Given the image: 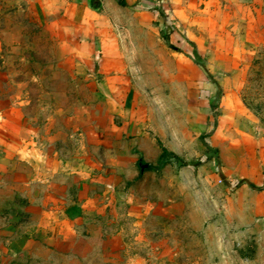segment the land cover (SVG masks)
Wrapping results in <instances>:
<instances>
[{
    "label": "rangeland",
    "instance_id": "1",
    "mask_svg": "<svg viewBox=\"0 0 264 264\" xmlns=\"http://www.w3.org/2000/svg\"><path fill=\"white\" fill-rule=\"evenodd\" d=\"M102 1L98 11H103ZM19 3L0 0V95L12 102L26 100L34 118L42 124L49 122L55 133L64 127L72 137L76 127L83 136H91L89 130L99 124L96 120L104 125L108 119H98V114L110 109L105 96L108 85L104 84L110 81H105L110 73L82 67L73 62L72 55L54 53V38L43 31L40 7L35 9L27 0ZM35 12L41 21L33 20ZM111 13L123 22L120 29H127L131 56L125 69L113 73L116 89L125 91L133 83L136 104L144 106L139 121L158 148L160 139L164 145L180 143L191 151V141L198 137V131L190 133L197 103L183 92L184 86L172 93L170 86L159 84L160 76L178 73L169 63L167 69L160 70L157 64L144 60L142 48L148 37L144 36L143 20L138 21L127 8ZM59 39L55 37L56 44ZM235 47V67L223 70L230 79L228 84H219V91L233 93L250 117L243 114L238 121L222 123L220 111L215 110L209 122L211 131L199 136L202 143L219 132L220 140L228 145L224 161L220 150L212 147L209 154L214 162L204 170L182 166L175 159L158 171L142 170L139 158L145 164L150 157L132 149L134 161H130V153L123 155L122 161L134 179L128 185L125 180L124 185L134 190L136 204L147 208L144 215L133 217L123 211L116 217L86 216L60 227L51 240L10 253L3 264H264V213L255 212V192L247 186L232 193L220 176L223 169L231 181L244 176L241 170L250 165L243 159L242 136L264 131V42L247 41ZM79 112L84 115L80 121L73 115ZM109 119L120 124L118 116ZM81 146L82 154L101 155V149L88 143ZM124 146L117 150L126 151Z\"/></svg>",
    "mask_w": 264,
    "mask_h": 264
},
{
    "label": "crops",
    "instance_id": "2",
    "mask_svg": "<svg viewBox=\"0 0 264 264\" xmlns=\"http://www.w3.org/2000/svg\"><path fill=\"white\" fill-rule=\"evenodd\" d=\"M14 1L18 6L23 0ZM27 1L35 9L40 7L45 23L43 31L54 38L51 48L54 53L72 55L73 62L82 67H97L110 73L111 77H105L106 82L110 81L104 83L108 85L105 96L110 109L98 114V119L102 116L108 119L104 125L102 120H96L99 124L89 130L91 136H83L75 127L73 135H76L71 137L64 127L55 133L49 122H38L26 100L12 102L0 95V264L10 253L51 240L60 227L86 216L116 217L127 211L137 217L147 212L144 204H136L134 190L124 185L125 180L128 185L134 178L126 173L123 155L130 153L133 162L136 153L132 149H138L150 157L146 164L156 165L161 148L148 138L143 121H139L144 117L140 110L144 106L136 104L133 83L125 91L116 89L113 73L125 69L131 56L128 33L124 31L127 29H120L123 22L114 18L111 10L127 8L138 21L143 20L144 36L148 37L142 48L144 60L157 64L160 70L167 69L169 63L178 73L175 77L160 76L159 84L170 86L172 93L184 86L183 92L199 107L191 124L190 133L198 131V137L191 141V151L183 149L180 143L175 147L165 145L186 162L211 155L212 147L220 150L222 161L226 158L228 145L220 140L219 132L202 143L199 136L211 131L209 122L215 110L220 111L222 123L238 121L243 114L250 117L233 93L219 91V84H228L230 79L223 70L235 67V45L264 42V0H125L127 5L118 0H103V11H98L100 5L91 6L84 0ZM33 16L36 22L42 20L39 12ZM55 37L60 38L57 44ZM99 96L103 100L102 94ZM94 114L96 117L97 113ZM73 115L79 121L84 117L80 112ZM111 116L120 117V124L114 125ZM249 132L252 134L245 132L242 136V143L245 165L250 166L241 170L244 176L235 181L246 179L260 189L243 184L229 190L233 193L247 186L252 188L255 212L263 214L264 131ZM87 143L91 148L101 149V155L82 154L81 145ZM121 145H125L126 151L117 150ZM213 162L214 156L200 165L184 166L204 170ZM222 174L229 178L224 169L220 172L221 179Z\"/></svg>",
    "mask_w": 264,
    "mask_h": 264
},
{
    "label": "trees",
    "instance_id": "3",
    "mask_svg": "<svg viewBox=\"0 0 264 264\" xmlns=\"http://www.w3.org/2000/svg\"><path fill=\"white\" fill-rule=\"evenodd\" d=\"M121 4L123 5H127L126 1L125 0H121L120 1ZM136 8H141L140 6H136ZM156 10H158L156 8ZM204 138V136H202V139ZM158 144L161 148V155H160V159H159V162L158 164L154 165V164H151V163H148V167L147 169L149 170H160L162 169L164 166H166L167 164H169L170 162H172V160H176L177 162L180 163V165L184 166V165H188V164H193V165H200L202 163H205L206 161H209L212 159V156L211 155H204L202 157H200L197 161L195 162H186L184 161L180 156H178L175 152L169 150L163 143L161 140L158 139ZM209 148V146H208ZM144 163L143 162V159L142 157L139 159V164L141 166V164ZM222 180L225 182V184L232 190H235L237 188H239L241 185L243 184H248L250 185L252 188H257V189H260L258 188L254 183L250 182L249 180H246V179H241V180H236V181H231L229 178L225 177L223 174H222Z\"/></svg>",
    "mask_w": 264,
    "mask_h": 264
},
{
    "label": "water",
    "instance_id": "4",
    "mask_svg": "<svg viewBox=\"0 0 264 264\" xmlns=\"http://www.w3.org/2000/svg\"><path fill=\"white\" fill-rule=\"evenodd\" d=\"M88 2L91 6H99L100 5V0H84ZM121 1V0H118ZM148 167V164H141V169L144 170L145 168Z\"/></svg>",
    "mask_w": 264,
    "mask_h": 264
}]
</instances>
